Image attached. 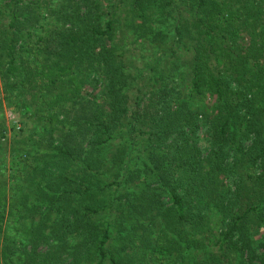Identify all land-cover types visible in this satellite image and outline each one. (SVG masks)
I'll return each mask as SVG.
<instances>
[{
  "label": "trees",
  "instance_id": "obj_1",
  "mask_svg": "<svg viewBox=\"0 0 264 264\" xmlns=\"http://www.w3.org/2000/svg\"><path fill=\"white\" fill-rule=\"evenodd\" d=\"M2 87L0 264H264V0H0Z\"/></svg>",
  "mask_w": 264,
  "mask_h": 264
},
{
  "label": "rangeland",
  "instance_id": "obj_2",
  "mask_svg": "<svg viewBox=\"0 0 264 264\" xmlns=\"http://www.w3.org/2000/svg\"><path fill=\"white\" fill-rule=\"evenodd\" d=\"M0 90L3 91V87L0 88ZM3 95L4 93L1 92L0 93V103L3 109L4 119L6 121V140L9 141L14 133V129L19 126V123H18L19 116L15 112L13 107H9L7 105L6 100H4L3 98L4 97ZM29 119H32V118H29ZM8 194L11 195V190L9 191ZM15 205L17 204L13 203L7 207V211L3 219L2 228L8 231V233H10V238L7 241L8 242L7 245L11 247L13 253L19 255L22 251V246H23V244H21L20 241L24 239V235H26L25 231L27 230V226L23 225V223L26 224V222L29 221L32 210H29V208L28 209L26 208L28 210L26 211L24 207L22 206L16 207ZM27 206L30 207V204H27ZM19 215H25L26 217H23L19 220L20 218ZM263 233H264L263 229L260 228L258 230V233H256V236L262 235ZM113 237H114V240L110 242L108 245V251L111 253V255L116 256L117 255L116 252L118 251L119 248L123 247L125 242H123L120 235L114 234ZM0 242L2 245L5 243L2 240H0ZM58 245H59V242H56V246ZM15 254H13L11 258L14 261L17 260V256H18V255L15 256ZM0 262H1V259H0ZM95 262H96V259L95 261H92L88 264H93ZM134 264H158V263L153 259H149V262H146V257H143L141 259L137 258ZM163 264H176V263L173 259H169V260H165Z\"/></svg>",
  "mask_w": 264,
  "mask_h": 264
}]
</instances>
